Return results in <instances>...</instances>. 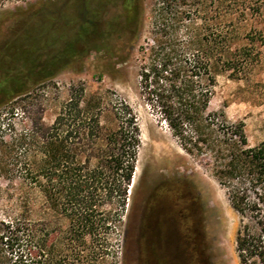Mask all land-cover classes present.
Listing matches in <instances>:
<instances>
[{
  "label": "trees",
  "instance_id": "1",
  "mask_svg": "<svg viewBox=\"0 0 264 264\" xmlns=\"http://www.w3.org/2000/svg\"><path fill=\"white\" fill-rule=\"evenodd\" d=\"M104 1L124 8L125 21H115L117 36L101 48L121 64L142 38L141 97L187 154L207 156L239 216V263L264 264V139L249 145L242 121L209 109L218 74L250 81L261 59L264 36L248 24L257 0H150L147 10L144 0H74L84 20L59 19L78 23L80 37L97 17L93 5ZM73 47L67 42L54 59L68 65ZM12 87L0 88L7 106L18 96ZM10 107L0 121V264H103L136 167L135 113L124 99L107 102L74 86L49 124L26 109L15 119Z\"/></svg>",
  "mask_w": 264,
  "mask_h": 264
},
{
  "label": "rangeland",
  "instance_id": "2",
  "mask_svg": "<svg viewBox=\"0 0 264 264\" xmlns=\"http://www.w3.org/2000/svg\"><path fill=\"white\" fill-rule=\"evenodd\" d=\"M52 1L0 0V88L13 85L18 91L9 106L5 103L10 97L0 92V121L9 116L12 106L15 119L27 115L26 109L41 113L44 123L49 124L68 98L71 86L83 87L86 95H101L107 102L124 99L135 113L140 147L123 224L110 234L111 251L103 264H167L169 260L179 264H240L235 251L239 216L230 207L225 190L208 172L207 156L187 154L140 95L138 45L142 38L121 64H114L101 48L103 41L117 36L115 21H125L124 8L114 1L93 5L98 11L92 29L77 37L78 23L59 18L77 14L81 22L84 11L74 0ZM144 1L147 10L151 1ZM257 2L259 8L252 6L248 24L264 36V0ZM60 35V42L52 45V38ZM71 41L75 54L69 64L65 58L55 60ZM260 47L261 59L250 81L218 74L209 104L210 110H222L228 121L243 122L249 145L264 139V44ZM20 88L28 91L27 96ZM150 208L162 229L157 241L164 246L158 252L152 250L151 262L145 231ZM167 226L168 255L162 242Z\"/></svg>",
  "mask_w": 264,
  "mask_h": 264
},
{
  "label": "flooded vegetation",
  "instance_id": "3",
  "mask_svg": "<svg viewBox=\"0 0 264 264\" xmlns=\"http://www.w3.org/2000/svg\"><path fill=\"white\" fill-rule=\"evenodd\" d=\"M146 235H147V250H150L148 251V258L150 257V255H154V252L152 251L153 249L157 250V252L159 251L160 248L164 247L162 246V243L160 244L158 241H157V238L156 237H160L162 233V229L159 227V224H158V220L157 218L154 217L152 211H151V208H150V211L148 213V215H146ZM165 237L163 238V241L166 245V254L167 252L170 253V248L168 246V240H169V229H168V226L167 228H165ZM168 255V254H167ZM151 258L148 259L149 262H151ZM167 264H179L178 261L174 260L173 262L171 260H169V263Z\"/></svg>",
  "mask_w": 264,
  "mask_h": 264
},
{
  "label": "bare ground",
  "instance_id": "4",
  "mask_svg": "<svg viewBox=\"0 0 264 264\" xmlns=\"http://www.w3.org/2000/svg\"><path fill=\"white\" fill-rule=\"evenodd\" d=\"M136 168V167H135Z\"/></svg>",
  "mask_w": 264,
  "mask_h": 264
}]
</instances>
